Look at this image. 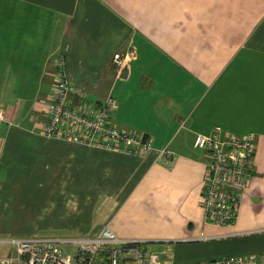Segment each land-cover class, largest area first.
<instances>
[{"label":"crops","instance_id":"1","mask_svg":"<svg viewBox=\"0 0 264 264\" xmlns=\"http://www.w3.org/2000/svg\"><path fill=\"white\" fill-rule=\"evenodd\" d=\"M116 53L127 54L119 67ZM62 54L79 104L114 97L109 122L150 140L148 151L39 132ZM6 90L16 92L0 105L8 122L0 126V199L9 202L0 205V238L109 229L168 242L148 246L171 264L252 253L264 264V0H0ZM215 132L255 138L253 178L224 228L203 222L207 161L192 152L195 134ZM190 241L196 246L171 248ZM11 254L0 246V256Z\"/></svg>","mask_w":264,"mask_h":264},{"label":"built area","instance_id":"2","mask_svg":"<svg viewBox=\"0 0 264 264\" xmlns=\"http://www.w3.org/2000/svg\"><path fill=\"white\" fill-rule=\"evenodd\" d=\"M127 55V54H126ZM126 55L114 54L113 64L121 66ZM53 77V98L42 104L43 124L39 132L46 138L119 149L121 144L134 146L137 155L148 150L150 141L133 138L110 122L116 101L79 104L80 92L64 77V64L58 61ZM79 104V105H78ZM8 123L0 108V126ZM254 136L230 133L195 134L192 146L206 158V171L201 191L204 224L224 228L234 224L242 195L248 188L254 170ZM131 152V151H129ZM150 241L120 239L109 229L98 235L72 239L51 236H16L0 238V246L13 251L0 256V264H171L162 262L148 246ZM193 264H262L256 253L235 258H222Z\"/></svg>","mask_w":264,"mask_h":264},{"label":"rangeland","instance_id":"3","mask_svg":"<svg viewBox=\"0 0 264 264\" xmlns=\"http://www.w3.org/2000/svg\"><path fill=\"white\" fill-rule=\"evenodd\" d=\"M31 91V90H30ZM16 92V90H6L5 91V93L3 94V93H1L0 92V105L2 106V108L5 110V109H7V106H4V104L5 103H7V102H3V99L4 98H8L9 99V96H11L12 98H13V96H12V94L13 93H15ZM18 92H20L19 90H17V93ZM5 95H6V97H5ZM108 98H110V96L108 95V96H106L105 98H104V100L106 99V100H108ZM40 100V99H39ZM12 103H15V101L14 100H12L11 101ZM1 108V107H0ZM1 108V109H2ZM2 109V110H3ZM146 151H148V150H146ZM146 151H144V152H146ZM192 152L193 153H195V154H201L203 151H201V150H195V149H192ZM137 155H140V153L138 152V154ZM0 197H1V194H0ZM32 203H34L35 201H31ZM2 204V207H4V208H9V202H4V201H2L1 199H0V205ZM33 214H35V212L34 211H31L30 212V215L29 216H33ZM100 232H97V233H95L94 235H98ZM30 234H35V233H30ZM195 242H197V241H190V242H173V243H170L171 245H174V246H172L171 248L172 249H175V248H177V249H182L183 247H190V246H196V243ZM153 243H149V245L151 246ZM169 243L167 242V243H164V244H153V246H154V248H161L160 246H164V245H168ZM259 255V254H258ZM260 256H262V255H260ZM159 257H160V259H161V261L162 262H166L167 260L163 257H161V255H159Z\"/></svg>","mask_w":264,"mask_h":264},{"label":"trees","instance_id":"4","mask_svg":"<svg viewBox=\"0 0 264 264\" xmlns=\"http://www.w3.org/2000/svg\"><path fill=\"white\" fill-rule=\"evenodd\" d=\"M66 60H67V57H66L65 55L62 54V55L56 57V58L54 59V62H55V65H56L58 61H62L63 64H64V67L66 68V66H67V64H66ZM111 97H112V96H111ZM112 98L116 101V99H115L114 97H112ZM112 114H113V112H111V114H110L109 116L112 117ZM128 133H129V132H128ZM130 135H131L133 138H135V139H137V140H140V141H142V142L148 140L147 138H144V136L139 135V134H131V133H130ZM149 141H150V140H149ZM121 145H124V146H125L124 143L121 144ZM131 148H132V147L130 146L129 151L134 152V150H131Z\"/></svg>","mask_w":264,"mask_h":264},{"label":"clouds","instance_id":"5","mask_svg":"<svg viewBox=\"0 0 264 264\" xmlns=\"http://www.w3.org/2000/svg\"><path fill=\"white\" fill-rule=\"evenodd\" d=\"M99 103V102H98ZM249 135V134H248ZM151 143V142H150ZM159 255V254H158Z\"/></svg>","mask_w":264,"mask_h":264}]
</instances>
